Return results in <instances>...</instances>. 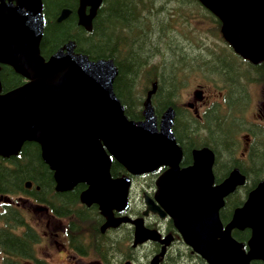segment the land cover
I'll return each mask as SVG.
<instances>
[{
    "label": "water",
    "instance_id": "water-1",
    "mask_svg": "<svg viewBox=\"0 0 264 264\" xmlns=\"http://www.w3.org/2000/svg\"><path fill=\"white\" fill-rule=\"evenodd\" d=\"M100 1L82 0L90 12L83 16L78 11L81 25H90ZM199 1L220 18L238 53L264 59V0ZM70 13L62 9L56 21ZM43 22L41 0H0V64L26 80L0 93V154H15L25 142L37 143L56 189L68 191L85 184L81 201L98 205L109 217L113 210L126 207L130 183L127 177H111L112 159L133 176L166 167L156 180L153 199L146 202L161 217L171 218L193 252L207 264L264 260V181L223 225L219 210L223 198L243 181L238 171L213 186V153L207 148L194 150L192 165L180 168L181 148L171 131L172 108L157 123L147 99L143 120H129L113 90L117 76L113 61L76 54L72 42L45 59L39 49ZM133 224L135 242L157 237L142 220ZM244 228L251 229L247 252L231 236L233 229Z\"/></svg>",
    "mask_w": 264,
    "mask_h": 264
},
{
    "label": "trees",
    "instance_id": "trees-1",
    "mask_svg": "<svg viewBox=\"0 0 264 264\" xmlns=\"http://www.w3.org/2000/svg\"><path fill=\"white\" fill-rule=\"evenodd\" d=\"M42 2L45 23L40 53L44 58L72 41L75 53L84 54L92 60L112 59L118 68L113 90L129 119L137 120L141 117L140 107L146 94H149L157 116L168 106H173L176 112L173 130L177 142L183 148L182 163L188 162L191 148L209 144L216 153L214 165L218 175L229 170L234 159L230 138L226 135L227 126L238 125L240 120L223 123V117L243 115L245 86L255 81V78L260 82L264 80V60L253 63L237 53L224 37L222 22L217 16L198 0H102L91 26L87 29L78 24L75 10L79 0ZM63 8L70 9L71 13L64 20L57 22L56 19ZM195 18L210 25L206 29L195 27L192 25ZM215 44L218 45L217 48ZM225 50L236 60L235 64L224 60ZM242 62L254 72L239 74L237 70L243 68ZM193 72L208 78H212L208 75L217 72L220 77L218 80L230 91L231 107L228 106L227 112L217 111L213 106L208 110L204 136L199 133L200 123L192 117L184 116L176 107L177 96L184 86V80ZM0 82L6 90L21 85L24 79L11 67L4 66L0 70ZM137 90L140 92L139 96ZM252 158L254 165L260 167L264 154L258 148ZM120 170L121 166L113 163L112 175L116 176ZM26 181L38 186L39 191L26 190ZM53 187L52 172L43 162L37 143L25 142L18 153L7 157L0 155V195L32 194L41 199L45 195H52L57 198V206L53 207L57 216L69 217L71 213L67 208L70 204H78V196L83 186L78 185L62 193L54 191ZM237 200L236 196L226 200L220 216L223 223L228 219L232 208L237 206ZM229 205L233 206L231 210L226 211ZM90 209L97 217H89L90 227L94 224L98 227L101 219L96 207L76 208L72 213L82 223ZM18 216V212L11 208H6L0 213V220L5 222L0 227V246L8 255L18 252L24 257H29L32 254L34 235L29 230L21 236L12 232L20 224V221H15ZM84 226L76 227V238L79 239V235L81 237L85 231L82 228ZM90 230L94 237L93 250L103 258L105 264H113L117 260L118 264L123 257L119 256V248L124 247V239L130 229L122 226L107 228L103 232L94 227ZM233 236L244 243L243 235L233 231ZM180 244L181 242L174 240L173 246L167 248L159 264H206L199 256L189 255L184 246H176ZM83 246L87 247L86 244ZM126 251L128 258H131L133 248L129 246ZM4 264L17 263L7 259ZM35 264L46 263L38 260ZM252 264L264 263L256 261Z\"/></svg>",
    "mask_w": 264,
    "mask_h": 264
},
{
    "label": "flooded vegetation",
    "instance_id": "flooded-vegetation-1",
    "mask_svg": "<svg viewBox=\"0 0 264 264\" xmlns=\"http://www.w3.org/2000/svg\"><path fill=\"white\" fill-rule=\"evenodd\" d=\"M7 1V0H5ZM79 6V3H78ZM78 6L76 7L75 13L77 15V9ZM82 11L84 12V14H88L89 13V6L84 5L82 8ZM9 67L5 64H0V70L2 67ZM0 86L2 87V83L0 82ZM3 89V87H2ZM10 89H3V91H7ZM262 91L261 95H262V100L261 102L257 105L256 109L254 110L251 118H246V116L241 115V116H230V115H225L223 117V123H230V120H240V122L238 123V125H234L233 124H229V126H227V132L226 135L230 138V147L232 150V157L234 159V163L231 165V167L229 168V170L227 172H224L221 175H218L216 169H215V165L213 164V173L215 176V183H220L222 182L234 169H237L239 171V173L242 175L243 177V181L241 184H239L238 186L235 187V190L229 194L227 197H225L224 199V204L226 202V200L231 197V196H236L237 202L235 203V205L232 208L233 205H229V208L226 209V211H230V215L228 216V219L225 221V223H227L232 215L233 210L236 207H240L244 204V202L247 200L249 194L251 191H253L259 184L260 182L264 181V160L261 164L260 167H256L253 163V154L255 153L256 149H260L261 152L264 154V89L259 90ZM202 92V91H201ZM245 92V96H246V100L245 103L243 104V109L249 107L248 105V101H249V97L251 96V92L249 89H244ZM229 93L230 91H227V99L226 104L227 107L231 105V101L229 99ZM198 99H201L200 103H205L206 99H208L207 96L202 95L201 93H196ZM221 91L218 92V95L215 97V99L212 100V102H217L220 98H221ZM224 96V95H223ZM244 102V100H242ZM230 103V104H229ZM189 106L191 107L192 104L189 103ZM231 107V106H230ZM195 110V113H197V108L196 106L193 107ZM243 111V110H242ZM236 123V122H235ZM206 145V144H205ZM206 146H209V144H207ZM213 154H214V160H215V155L216 153L214 152L213 148H211ZM190 151V157L188 162L185 165L190 164L191 162V151L192 148L189 150ZM217 174V175H216ZM36 191H39L36 190ZM15 199V198H14ZM4 203L3 204H9L10 206H12L13 204H16V206H14L13 208H17L20 211L18 212L19 216H18V220L20 221V223H22V227L23 230L20 231V234L18 236H21L23 234H25L26 230H29L30 232H32V234L34 235V242L32 244V247L35 249V247L39 244L40 240H42V237L39 233V231L29 225L25 220H24V216L21 213V208H20V202L17 199V201L12 200V199H4ZM22 202H29L30 205L35 206L34 209L36 208V210L40 211V213L42 215L46 216V219L52 220V219H56L59 220L60 217H56L57 214L55 213L53 207L57 206V202L56 200L50 195V198L47 197L45 195V197H42V199L39 198H35V196H33L32 194L23 197L22 198ZM225 206L223 205L222 209ZM51 209V211L49 210ZM221 209V210H222ZM221 210H220V216H221ZM67 211L69 213L72 214V207L71 204L70 206L67 208ZM100 217V221L98 222V227L94 224L92 225L95 229H98V231L103 232V225L105 223V218L104 217ZM146 223H150L149 226L158 229L160 231H162V229L166 226V224L168 223V229L167 231H171L169 228H171V221L168 220L167 218H159L157 215L149 213L148 216L146 217ZM62 220V219H60ZM84 225L85 228H83V230H85L82 234L81 237L78 240L77 245H74L75 243V239H74V231L76 230L75 227V223L74 222H70L68 225V229H67V246H63V245H59V253H65L66 257H70L72 258V251L77 254L78 256H86L88 254L87 251L84 250L83 245L80 243V240L85 241L86 244L89 246L91 245V247L93 246V240L94 237L92 235V230H90V223H89V215L86 213L84 218ZM120 224V223H119ZM43 227L44 226V221L41 218V216H39L38 221H36L35 225L36 227ZM112 228V227H109ZM116 228V227H113ZM237 233H239L240 235L244 236V243L238 241L234 236V238L243 244L245 251H248V245L247 242L251 237V229L250 228H244L243 230H235ZM130 234V233H129ZM51 235L54 236V242L56 244H58L57 242V237L59 236V234L57 232H52L51 231ZM181 247L180 245H176ZM133 247V246H132ZM137 246L133 247V251L131 258H128V255L126 254L124 256V260H130L133 264H138V263H146L149 264L150 259L159 252L160 250V246L156 245L155 247L152 248L151 251H141V252H137ZM70 250H69V249ZM189 255H194L193 253H191L190 251H188ZM20 254V253H19ZM21 255V254H20ZM158 255V254H157ZM31 256V257H30ZM32 262L26 261V264H35L36 261L40 260L46 264H51L47 259H42L41 257H38L37 255H35L34 253L30 254L28 257ZM163 259V258H162ZM103 260V259H101ZM98 264H100L99 260H96ZM162 261V260H161ZM160 261V262H161ZM257 263H264V260L262 258H255L252 260V262H256ZM250 262V263H252Z\"/></svg>",
    "mask_w": 264,
    "mask_h": 264
},
{
    "label": "rangeland",
    "instance_id": "rangeland-1",
    "mask_svg": "<svg viewBox=\"0 0 264 264\" xmlns=\"http://www.w3.org/2000/svg\"><path fill=\"white\" fill-rule=\"evenodd\" d=\"M206 21V20H205ZM192 25L195 27L203 28L206 29L207 26L210 25V23H205L202 20L198 19H193L192 20ZM218 45L215 44V48H217ZM213 50V49H211ZM224 56L227 60L228 63L230 64H235L236 60L230 55L226 50L224 51ZM243 68H239L237 71L239 74H247L248 72H252L253 70L250 69L249 67H246V65L242 62ZM254 72V71H253ZM263 71H261L260 74H262ZM212 78H208L204 75H199L196 72L191 73L185 80H184V86L183 88L180 89L178 96H177V104L180 107L185 106L187 103H193V92L194 91H200L202 90V94L207 96L208 99H206L205 103H200L199 99H196V108L198 111H201L205 105H207L209 102H212L213 99L218 95V92H220L223 85L219 80L215 79V77H219V74L217 72H213L210 75H208ZM216 85V86H215ZM248 88V87H246ZM264 89V84L260 83L258 85L252 86L250 88L251 92V101L249 103V107L246 112V118H251L254 110L256 109L257 105L261 102L262 100V95L259 90ZM222 92V91H221ZM138 95H140L139 90H137ZM135 93V94H137ZM237 110V109H236ZM197 111V112H198ZM4 198V197H1ZM13 200L17 201V199L20 202V208H21V213L24 216V220L31 226L35 227L41 237L42 240H40L39 244L35 247V255L38 257L47 259L51 264H98L96 257L93 255V253L89 252L86 256H78L75 254L73 251L71 252L73 257H66L65 253H59V248L60 244L63 246H67V235L64 232V229L66 228V221L65 220H56V219H46L45 215H42L40 211L34 209L35 206L30 205L29 202H22V198H12ZM142 199V195H141ZM140 200V197H139ZM3 199L0 201V211H2V204H3ZM39 216L44 221V226L43 227H36L34 226L36 221H38ZM2 223L0 224V226ZM51 231L57 232L59 236L56 238L58 244L54 242V236L51 235ZM129 240V237L126 235L125 236V242L124 244H127V241ZM127 246V245H126ZM124 246L122 249V246L119 248V256H124L127 254V247ZM129 246V244H128ZM69 249V248H68ZM70 250V249H69ZM2 254L0 253V264H2ZM118 261V260H117ZM115 261L113 264H116Z\"/></svg>",
    "mask_w": 264,
    "mask_h": 264
}]
</instances>
